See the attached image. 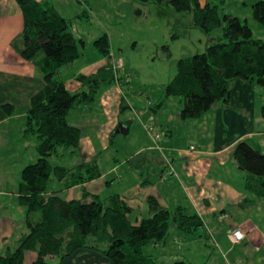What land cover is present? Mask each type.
Returning a JSON list of instances; mask_svg holds the SVG:
<instances>
[{
  "label": "trees",
  "instance_id": "obj_1",
  "mask_svg": "<svg viewBox=\"0 0 264 264\" xmlns=\"http://www.w3.org/2000/svg\"><path fill=\"white\" fill-rule=\"evenodd\" d=\"M15 1L22 13L23 28L11 46L40 71L44 84L30 97L23 129L25 138L35 137L38 154L34 163L21 169L18 185V203L24 207L28 231L12 251L0 255V264H24L25 254L30 251L36 253L31 264H58L80 249L95 250L110 264H156V258L143 250L165 242L171 224L185 235H198L207 244L208 236L199 232L203 224L197 215L185 214L180 206L169 210L153 196L146 198L149 215L138 224L129 220L131 209L116 194L100 199L83 191L81 199L72 200L54 194L45 196L52 179L61 181L76 173L77 179L69 182V187L99 174L93 164L82 163L71 169L52 166L49 158L59 148L78 147L80 129L68 124V112L80 103H91L101 86L115 81L116 74L109 38L102 34L93 46L106 57V65L88 75L78 74L76 79L85 90L71 93L56 77L58 69L78 59L85 47V42L70 31L71 19L62 17L48 1ZM155 1L170 5L176 12L189 13L191 26L204 34L220 32L204 53L177 60L175 74L164 87L166 96L182 98L181 120L198 119L215 105L228 104L231 84L236 79L264 91V41L252 37L245 21L220 14L217 6L208 2ZM251 9L253 19L264 25V1L253 3ZM181 35L173 32L171 40ZM1 108L6 116L14 113L10 104ZM231 159L246 175L245 189L264 198V153L251 142L240 140L231 151Z\"/></svg>",
  "mask_w": 264,
  "mask_h": 264
},
{
  "label": "crops",
  "instance_id": "obj_2",
  "mask_svg": "<svg viewBox=\"0 0 264 264\" xmlns=\"http://www.w3.org/2000/svg\"><path fill=\"white\" fill-rule=\"evenodd\" d=\"M35 1H48L59 13L54 3L55 0ZM59 14L61 15V13ZM80 15L87 16V13L83 11ZM22 28V13L16 1L0 0V125L16 120L21 123L22 119L25 123L30 97L39 91L44 84L40 71L31 62L20 57L11 46L12 39L22 31ZM84 49L78 59L84 57ZM97 53L99 57H95L96 59L90 63L80 65L75 72L68 73L64 67L59 68L56 72V77L64 81L66 88L71 93L85 90L76 79L78 74L88 75L106 65V57H103L98 51ZM110 56L112 60L114 53L110 52ZM76 60L69 65H72ZM121 82L118 78L112 82L115 84L113 87L107 88V92L103 94L100 100L101 109L95 108L93 105L97 102L96 96L102 86L91 103H80L70 109L67 115L68 124L79 128L80 133L86 131L88 136L85 139L80 138L77 147L79 150L81 149L80 151L68 148L70 149L68 152L70 158L77 157L78 154L80 157L76 158L70 167H63L74 169L82 163L93 164L99 174L92 179L72 184L69 187L67 184L77 179L76 173L66 176L61 181L55 179L59 188L55 191H46L45 196L54 194L60 197L63 193L73 191V195H75L73 199H81L83 191H86L90 195L105 199L116 194L130 207L131 211L128 218L133 224H138L140 220L149 215L146 198L153 196L163 207L169 210L172 208L171 205L174 209L180 206L185 214L197 215L203 224L200 228L202 229L201 232H204L203 234L207 235L208 238L210 235L215 236L214 233L217 235L221 233L220 239H218L221 242L224 241L222 225L238 230L242 233V238H248L252 248L251 257L263 261L264 232L261 231L264 228L261 230L260 226L263 225L262 227H264V198L245 189L246 175L231 159V151L240 140L251 142L262 152L261 145L255 142L253 138L254 136L263 137L264 132L253 130V119L255 97L263 90L253 83L236 79L231 84L228 104H217L202 117L194 119L202 121L203 117L208 114L213 117L211 123L214 135L210 140L211 149L208 151L201 148L198 153L190 154L186 150H176L170 147L169 150L172 151L173 156L170 155L171 161L167 162L168 159L165 158V155L160 160V157L154 159L151 155L143 154L144 151L151 150L150 145H143L129 156L107 158L109 164L106 165L107 160L101 157V154L114 142V135L111 134L109 137L108 133L117 128V132L128 136L133 128V119L120 118L119 116L109 126L102 125L104 121L103 107L116 103L118 96L123 95ZM122 101L123 98L120 100V105H122ZM181 101L183 102L182 98L179 103ZM163 102L162 99L158 101L159 105ZM146 103L151 104L149 100ZM3 104H10L13 107L14 113L11 116H6L3 112L1 108ZM180 104L181 110L183 103ZM97 109L101 112H96ZM137 114L141 115L142 111H138V113L136 111L134 117L137 118ZM23 129L24 126L21 129V139L18 141L1 139L0 137V255L7 253L10 248H14L18 240L28 231L24 223L23 206L18 203L20 178L19 181L14 180L13 183L8 181L12 175V168H17L16 173L18 172L20 177L21 169L30 164L27 160L32 159V157L30 159L27 157L29 137L23 136ZM166 131L171 132L168 127H166ZM3 134L6 133L3 132ZM191 144L197 146L196 141H191ZM262 146H264L263 139ZM68 149L65 150L68 151ZM175 152L185 155L186 162L177 163L178 165L174 166L173 163L180 162V157H182L175 156ZM135 156H139V159L130 164ZM170 162L174 169L171 176L176 178L175 182L167 176L165 177L164 174ZM122 167L124 168L122 169ZM113 184H116V188L114 191H110ZM9 196L11 198L8 199ZM168 200L170 203L167 202ZM10 203L17 205L19 212L17 219L13 217L12 213H9V208L11 210L16 209ZM231 242L235 243L233 240ZM205 245H209V242ZM58 264H110V262L95 250L80 249L60 260Z\"/></svg>",
  "mask_w": 264,
  "mask_h": 264
},
{
  "label": "rangeland",
  "instance_id": "obj_3",
  "mask_svg": "<svg viewBox=\"0 0 264 264\" xmlns=\"http://www.w3.org/2000/svg\"><path fill=\"white\" fill-rule=\"evenodd\" d=\"M198 1L201 5L206 2L216 5L220 14H231L238 17L240 21H245L251 28L252 37L264 41V25L253 19L251 9V5L260 0ZM54 3L64 18L71 19L70 31L76 39L81 38L85 42L84 57L76 60L72 65L64 66L65 71L75 72L80 65L90 63L96 59L95 57H99L92 43L104 33L109 36L113 57L123 60V68L117 72V77L122 81L120 85L123 95L118 96L116 103L103 107L102 125L109 126L119 116L133 119V128L128 136L117 132V128L111 130L108 136L114 135V142L103 150L101 157L106 160L111 156L122 158L131 155L140 146L150 145L151 150L144 151L143 154L151 155L154 159L160 157V160L165 155L169 162L172 155L170 147L186 150L190 154L198 153L201 148L207 151L211 149L210 140L214 135L212 115H205L202 121L179 119L180 103H183L182 101L179 103L181 97L166 96L164 87L175 74L177 60L204 53L206 47L215 42L220 35L219 31L204 34L191 26L189 13L176 12L170 5H161L155 0L144 2L142 0H79L78 2L77 0H55ZM83 11H86L87 16L80 15ZM77 15L80 16L77 17ZM174 29L182 32V35L171 40V34L176 32ZM114 85L111 83L102 86L96 96L97 102L93 105L95 108L101 107V97L107 92L109 86L111 88ZM120 97L123 98L122 105H120ZM161 99L164 102L159 105L158 101ZM255 99L253 130L264 132V91H261ZM147 100L150 101V105L146 103ZM95 111L101 112L99 109ZM136 111L137 113L142 111L141 115L137 114V118L134 117ZM22 120L21 123L16 120L0 125L1 139L20 140L21 129L24 126V120L23 122ZM166 127L169 128L170 133L166 131ZM3 132L6 134L2 135ZM150 133H157L159 136L152 138ZM86 136L88 133L82 131L80 138L85 139ZM253 139L261 145L264 152V146H262L264 136H254ZM191 141H196L197 146L191 144ZM28 144L27 157L32 159L27 161L34 163L38 158L34 136H29ZM69 150L59 148L57 154L49 158L50 164L70 167L80 154L70 158ZM77 150L81 149L75 148V151ZM175 156L182 157L180 162L173 163L174 166H177V163L186 162L185 155L182 153L175 152ZM138 159L139 156L133 157L130 164ZM108 164L107 160L106 165ZM171 164L170 162L164 174L175 182L176 178L172 177L169 171V169L174 171ZM16 169L15 167L11 169L12 175L7 177L9 183H13L14 180L19 181L20 177ZM58 188L59 185L55 179L47 185V191H55ZM115 188L116 184H113L110 191H114ZM177 192L180 194L179 191ZM60 197L70 200L75 198V195L73 191H69ZM167 202L170 203L169 200ZM10 205L14 204L10 203ZM14 206L16 209L9 208V213L17 219L19 212L17 205ZM170 207H172L170 210L174 209L172 205ZM22 209L24 210L23 207ZM262 226H260L261 230L264 228ZM221 229L224 241H219L221 233L218 235L214 233L215 236L212 238L219 244L218 242L217 245L214 244L208 238L209 245H205L203 238L196 234L185 235L171 224L165 242L158 243L157 247H146L143 251L153 255L156 258V264H172L176 261H183L184 264H264V260L251 257L252 248L248 238L243 237L238 242L232 243L230 232L234 229L225 225H222ZM201 231L202 229L199 230L200 233ZM261 232H264V229ZM12 250L13 248H10L9 251ZM35 256L36 253L33 251L26 252L24 264H31Z\"/></svg>",
  "mask_w": 264,
  "mask_h": 264
},
{
  "label": "built area",
  "instance_id": "obj_4",
  "mask_svg": "<svg viewBox=\"0 0 264 264\" xmlns=\"http://www.w3.org/2000/svg\"><path fill=\"white\" fill-rule=\"evenodd\" d=\"M112 68H113V71L115 72L116 74V79H118V71L120 69L123 68V60L121 58H112ZM152 138H157L159 136V134L157 133H150ZM170 173H172V169H169ZM230 235H231V238L233 240V242H238L240 239H242V233L239 232L238 230H233L232 232H230ZM210 239L211 241L216 244V242L213 240L212 236L210 235ZM217 245V244H216Z\"/></svg>",
  "mask_w": 264,
  "mask_h": 264
}]
</instances>
